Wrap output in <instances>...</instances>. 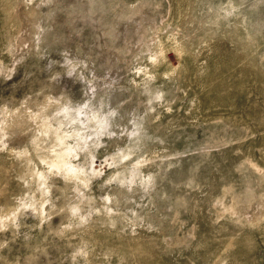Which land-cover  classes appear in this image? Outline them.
<instances>
[{
	"label": "rangeland",
	"instance_id": "obj_1",
	"mask_svg": "<svg viewBox=\"0 0 264 264\" xmlns=\"http://www.w3.org/2000/svg\"><path fill=\"white\" fill-rule=\"evenodd\" d=\"M0 264H264V0H0Z\"/></svg>",
	"mask_w": 264,
	"mask_h": 264
},
{
	"label": "crops",
	"instance_id": "obj_2",
	"mask_svg": "<svg viewBox=\"0 0 264 264\" xmlns=\"http://www.w3.org/2000/svg\"><path fill=\"white\" fill-rule=\"evenodd\" d=\"M67 113H68V114H67ZM65 114L69 115V117L71 118V120H70V121H71V124H75V123H76V122L73 123V120H72V119H76V116H78V115L80 116V112H79L78 110H75V113H73V110H72V112L66 111ZM75 127H77V126H75ZM77 128H78V127H77ZM77 128H76V130H78ZM76 130H75V131H76ZM75 134L78 135V132L75 133ZM70 148H71V147H70ZM71 150H72V149H67V150L64 152V153L67 152V153H66V156H69V157H70V156H74L73 151H71ZM59 157H62V156H59ZM59 157H57V158L60 159ZM53 166H54V167L56 166L57 170H59L60 166H62V162H59L58 164H54ZM72 169H73L72 167H71V168H68L69 171H73Z\"/></svg>",
	"mask_w": 264,
	"mask_h": 264
}]
</instances>
